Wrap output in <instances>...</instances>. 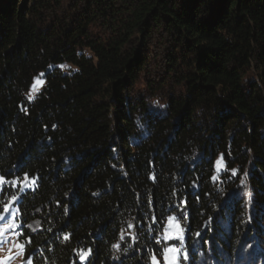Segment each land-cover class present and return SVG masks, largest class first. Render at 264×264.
<instances>
[{
	"label": "trees",
	"instance_id": "trees-1",
	"mask_svg": "<svg viewBox=\"0 0 264 264\" xmlns=\"http://www.w3.org/2000/svg\"><path fill=\"white\" fill-rule=\"evenodd\" d=\"M53 2L0 0V178L36 181L18 204L26 256L81 264L89 250L86 264H151L179 206L193 237L213 219L215 255L234 251L245 209L227 203L232 182L216 184L215 166L222 157L249 172L264 216V0H88L65 21L48 15ZM95 22L106 40L91 37ZM159 33L183 92L156 111L131 94Z\"/></svg>",
	"mask_w": 264,
	"mask_h": 264
},
{
	"label": "rangeland",
	"instance_id": "rangeland-1",
	"mask_svg": "<svg viewBox=\"0 0 264 264\" xmlns=\"http://www.w3.org/2000/svg\"><path fill=\"white\" fill-rule=\"evenodd\" d=\"M87 1L57 0L55 2L54 0L52 11L48 15L64 21L74 19L76 13L77 15L82 14L81 10L87 5ZM90 33L94 39L106 40L109 36L107 29L98 22L91 26ZM146 51L148 66L142 72L138 83L133 87L131 95L136 101L141 99L148 103L156 111L164 110L170 97L183 92V88L178 86L172 75L168 74L170 70L168 59L169 55L173 53V43L168 37L159 33L152 37L151 44L148 45ZM85 52L91 56L89 50H85ZM61 68L64 71L75 70L70 65H63ZM255 79V74L251 72L249 82ZM45 85V73H42L35 79L29 92V99L34 100ZM226 174L229 175V181L232 182L231 188H228L227 183L224 186L222 177ZM214 182L226 188L225 199L228 204L232 206L234 202H241L245 209L246 230L242 231L236 249L230 253L223 248H218L220 255H215L212 247L213 242L208 239L210 233L205 235L206 230L213 228V219L206 223V228L203 231L196 233L193 237L192 232L188 229V211L183 206H179L176 207L178 208L177 213L170 216L166 222L161 234L163 243L161 254L154 256L151 264H169L173 260L174 264H264V216L258 212L255 205L249 172L242 175L238 170H229L223 158L219 157L215 166ZM234 184L235 187L232 188ZM35 186V180L17 178L6 181L0 178V264H34V255L26 256L25 244L20 239L23 235V225H21V219L18 218V204L22 195L27 191L34 190ZM9 190L11 192L6 193ZM257 221L260 229L256 226ZM217 225L226 233L231 232V225L227 219H219ZM249 228H252V233L246 235ZM28 229L34 233L41 232V222L35 221L28 226ZM170 249L177 251H170ZM90 254L89 250L80 251L79 262L86 264ZM194 256H199L196 263L193 261Z\"/></svg>",
	"mask_w": 264,
	"mask_h": 264
},
{
	"label": "snow or ice",
	"instance_id": "snow-or-ice-1",
	"mask_svg": "<svg viewBox=\"0 0 264 264\" xmlns=\"http://www.w3.org/2000/svg\"><path fill=\"white\" fill-rule=\"evenodd\" d=\"M170 219H172V218H170ZM177 227H179V225H177ZM170 251H177V250H175V249H170ZM169 264H174V260H173V261H170Z\"/></svg>",
	"mask_w": 264,
	"mask_h": 264
}]
</instances>
